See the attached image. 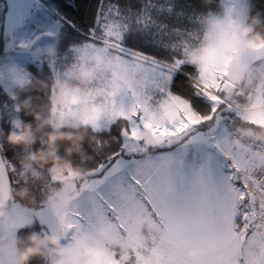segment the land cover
I'll return each mask as SVG.
<instances>
[{
    "label": "snow or ice",
    "instance_id": "snow-or-ice-1",
    "mask_svg": "<svg viewBox=\"0 0 264 264\" xmlns=\"http://www.w3.org/2000/svg\"><path fill=\"white\" fill-rule=\"evenodd\" d=\"M58 7L79 11L80 2ZM173 18L177 23L168 22ZM59 19L35 38L57 47L47 62L35 49L36 75L0 65L7 85L0 123H20L16 93H26L34 76L62 77L68 86L73 70L92 67L91 84L74 89L88 109L57 105L55 88L42 96L57 126L76 121L87 129L92 166L69 184L49 178L46 188L33 189L37 203L26 206L11 199L24 172L12 149L0 151V200L8 198L10 217L23 216L11 231L0 224V247L24 224L39 223L60 238L62 258L76 264H264V141L236 130L241 123L264 128V110L251 118L240 111L242 98L264 105V55L234 51L235 62L213 57L190 66L186 56L193 49L198 55L201 38L219 43L223 32L198 28L181 0H98L79 24ZM23 23L21 14L16 25ZM33 43L15 47L26 51ZM48 188L56 195L41 198ZM0 264H7L2 254Z\"/></svg>",
    "mask_w": 264,
    "mask_h": 264
},
{
    "label": "clouds",
    "instance_id": "clouds-1",
    "mask_svg": "<svg viewBox=\"0 0 264 264\" xmlns=\"http://www.w3.org/2000/svg\"><path fill=\"white\" fill-rule=\"evenodd\" d=\"M201 2L208 9V6L213 3V0H201ZM230 11L231 23L226 24ZM242 13L243 6L237 8L233 5L232 0H219L216 11L208 9L207 11L195 13L193 22L198 28L210 34L223 32V37L219 43L206 40L202 37L198 55L195 49L187 54L186 60L188 64L192 67H199L200 64L213 57L235 62L236 57L233 55L234 51L264 55V24L261 23L259 13H249L247 22H243L239 18ZM221 49L227 51L222 53ZM56 54L57 47L51 42L38 51L39 57L44 62L53 59ZM14 71L15 67L10 66L9 72ZM237 71L240 73L242 85L247 87V74L242 68L237 69ZM93 77L94 70L92 67H79L71 72V80L75 81L74 85L66 86V81L63 78L52 76L48 90L51 88L57 90L54 100L59 106L88 109L90 107L88 100L78 94L74 89L77 87H88ZM36 84L39 87L33 85V89L43 92L45 88L44 81L37 80ZM20 106L25 109L28 108V99L23 100ZM33 118L37 122L35 129H33L32 125L23 123L17 127L16 131L8 132L6 142L11 145L28 147L35 143V132H38L48 124L52 130L46 136L47 150H37L34 154H31L32 160L36 164L47 168L49 178L54 176L64 184H69L73 180H82L86 172L85 167L82 168L78 165H73L69 160L62 159L56 154V145L57 142L67 141L70 147L66 149V152L71 153L77 150V145L81 144L86 137L82 132H77L75 129L80 128L84 130L86 128L82 124L73 122L71 128L74 131H62L51 120L42 119L38 113L33 114ZM236 130L241 136L252 134L256 139L264 141V128L253 131L250 128L240 129L237 126ZM96 146L99 148L100 144L97 143ZM25 194V190H20L15 196L11 194V199L19 197L20 200H23ZM48 195L55 196L56 190L54 188H48L47 194L42 192V198H47ZM35 203L37 201L35 197H32L29 199L27 206H32ZM20 222H22V217L19 215L10 217L8 198L0 200V224H3L5 231H11L14 223ZM63 253L64 248L62 247L60 238L51 233L40 234L30 232L23 239L19 236L13 237L4 243L3 247H0V254L4 256L7 264H31L33 259L43 260L46 255L62 257ZM48 264H76V262L73 259L59 258L49 261Z\"/></svg>",
    "mask_w": 264,
    "mask_h": 264
},
{
    "label": "trees",
    "instance_id": "trees-1",
    "mask_svg": "<svg viewBox=\"0 0 264 264\" xmlns=\"http://www.w3.org/2000/svg\"><path fill=\"white\" fill-rule=\"evenodd\" d=\"M62 2V0H49V3L52 5V7L56 10L57 13H59L60 17L64 18V23L68 26H71L70 22H75L77 24L81 23L82 20H84L87 16L88 12L95 13L98 0H79L80 2V9L79 11H73L68 12L67 10H62L58 7V5ZM107 3L108 0H105ZM121 5H124L125 3H132L133 5H137L141 2V0H119ZM157 4L166 3L167 0H155ZM181 3L186 6V10L193 15L197 12H203L207 11L208 9H211L212 11L217 10V5L219 3V0H213V3L208 6V9L204 7L201 0H181ZM249 13H259L261 23L264 24V4H261V0H248L247 1V12L245 17V22L249 19ZM80 17V19H77V17ZM161 19H164L163 16L160 17ZM169 23L175 24L177 21L173 18L168 21ZM164 39H168L165 37ZM4 45L5 40L3 34L0 32V58L3 56L4 53ZM67 45L68 41H64L59 47L60 52L66 53L67 51ZM35 67L30 66L29 71L30 73H33V75H36L34 72ZM52 76H47V74L43 77L34 76L31 83L28 84V88L26 89V93H20L17 92L16 95H21L22 99L19 101V107L24 112V117L20 121L19 125L23 123H27L32 125L33 129L36 127V121L33 118V114L38 113L42 119L49 120L50 113L49 110L42 99V96L48 92V86L50 85ZM37 80L44 81L45 88L43 92L36 91L33 89V85L36 87H39V85L36 84ZM27 92H31V95H28ZM3 94V90L0 84V95ZM25 99H28L29 106L28 108H22L21 102ZM246 101V103H245ZM248 101L246 99L242 98L240 105L247 104ZM240 129H244L247 127H244L241 124H238ZM60 130L62 131H74L71 128V125H64V126H58ZM17 127L14 125H11L10 122L0 123V140L2 142H5L9 148H11L13 151L21 153L27 160L28 157L31 154H34L37 150H47V142H46V136L47 134L52 130L51 127L46 124L43 128H41L38 132H35V143L28 146H20V145H11L6 142V136L9 131H16ZM77 132H82L83 135L86 137L85 140L77 145V150L68 153L66 152V149L70 147L69 142L67 141H61L57 142L56 148L57 152L56 154L59 155L62 159L69 160L73 165H78L80 167H91L92 161H87L86 157L91 155V150L93 149V138L89 135L88 131L86 129L82 130L80 128L75 129ZM97 148V146H95ZM31 163L35 167V169L40 173H45L47 171L46 167H42L38 164H36L32 158ZM41 193V192H40ZM39 193V194H40ZM38 194V195H39ZM37 195V194H36ZM23 204V203H22ZM30 232H37L40 234H44V230L41 228L39 223H33V224H25L21 228L17 229L15 232L14 237L19 236L21 239H23L28 233ZM22 246V245H21ZM51 261L50 255H46V257L41 259H33L31 261V264H48V262Z\"/></svg>",
    "mask_w": 264,
    "mask_h": 264
},
{
    "label": "rangeland",
    "instance_id": "rangeland-1",
    "mask_svg": "<svg viewBox=\"0 0 264 264\" xmlns=\"http://www.w3.org/2000/svg\"><path fill=\"white\" fill-rule=\"evenodd\" d=\"M247 1L248 0H236V3L234 6L239 8L240 6H243V15H246L247 12ZM56 10L52 7V5L49 3V0H0V32L3 34L6 44H5V54L7 57V60L10 63H13V61L16 64L21 65L26 71H29L30 66L36 67L37 61H35L32 57V53L35 51L36 48H42L43 46L47 45L49 41L47 38H41L39 40H36V43L33 47V51L28 54V58L23 60L22 56H19L18 53H16L15 42H16V35L18 32L23 31L26 32L27 30L30 31L34 29L35 32V38L38 36H42V34L47 31L51 24H60V16H56ZM23 14L24 23L21 26L16 25L17 19L20 17V15ZM18 55V57L16 56ZM37 60H42L38 53L36 54ZM4 65V64H0ZM28 65H30L28 67ZM16 66V65H15ZM62 78V77H61ZM2 90L7 85L3 82H0ZM75 81L71 80V83L69 85H74ZM242 88L244 85H242ZM246 103V101H245ZM255 106V107H250ZM73 108V107H70ZM264 110V105L257 103L255 101L248 102L245 105H240V111L246 116L251 118L252 113H257ZM49 120L53 124H56L51 116L49 117ZM73 122L79 124L76 121H72L68 123L71 125ZM57 125V124H56ZM15 127H18V125H14ZM58 127V126H57ZM1 139V138H0ZM11 149L9 146L0 140V151ZM14 154V162L16 165L20 168L21 171L24 172V176L22 177V182L18 185H14L11 194L13 196L16 195V193L20 190H25L26 194L23 198V200H20L19 197L15 199L18 203H23V205H28L29 199L32 197H35L36 194L34 193L33 189L36 187H39L41 189L46 188L49 185V176L47 171L45 173L40 174L35 167L31 163V155L28 157V160L18 152L13 151ZM39 196L42 198V192L39 194ZM9 207V203H8ZM9 214H10V208H9ZM19 215L22 217L23 222V216L19 211L11 212V216ZM20 222V223H22ZM25 225V224H24ZM53 234L52 232H45L44 234ZM14 237V236H13ZM12 237V238H13ZM11 238V239H12ZM85 239H87L85 237ZM91 249L89 252L91 253ZM51 261L55 259H59L62 257H57L55 255H50Z\"/></svg>",
    "mask_w": 264,
    "mask_h": 264
},
{
    "label": "crops",
    "instance_id": "crops-1",
    "mask_svg": "<svg viewBox=\"0 0 264 264\" xmlns=\"http://www.w3.org/2000/svg\"><path fill=\"white\" fill-rule=\"evenodd\" d=\"M35 32H34V29H32V30H30V31H26V32H23V31H20V32H18L17 33V35H16V42H15V45H18L21 41H23V42H25V43H27L28 41H34V43L32 44V45H30V47H29V49L28 50H21L20 48H18V47H14V48H16V53H18L19 54V56H22V58H23V60H25V59H27L28 58V54L29 53H31V51H33V47H34V45H35V43H36V41H35ZM4 40H5V38H4ZM5 44H6V41H5ZM5 45H4V53H3V56L0 58V64L2 63V64H11L8 60H7V57H6V55L5 54H7V53H5ZM17 57H18V55H16ZM25 61H28V60H25ZM13 63H15L14 61H13ZM10 66H14V67H16L14 64L13 65H9V67ZM30 65H28V67H29ZM66 125H69V124H66Z\"/></svg>",
    "mask_w": 264,
    "mask_h": 264
},
{
    "label": "water",
    "instance_id": "water-1",
    "mask_svg": "<svg viewBox=\"0 0 264 264\" xmlns=\"http://www.w3.org/2000/svg\"><path fill=\"white\" fill-rule=\"evenodd\" d=\"M239 18H240L243 22H245V17H244L243 14H241Z\"/></svg>",
    "mask_w": 264,
    "mask_h": 264
}]
</instances>
